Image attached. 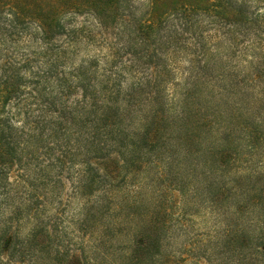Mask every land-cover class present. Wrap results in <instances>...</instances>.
<instances>
[{"label":"trees","instance_id":"16d2710c","mask_svg":"<svg viewBox=\"0 0 264 264\" xmlns=\"http://www.w3.org/2000/svg\"><path fill=\"white\" fill-rule=\"evenodd\" d=\"M134 3L0 0V188L9 199L23 188L32 195L39 187L32 181L6 184L4 180L14 174L17 164L25 171L17 177L27 183L32 165L34 181L42 178L41 162L46 158L51 166L59 165V173L68 158L79 160L83 173L90 177L91 190L100 180L109 181L111 187L119 160L127 171L136 169L140 152L156 147L168 123L164 102L157 107L151 102L152 93L161 94L160 85L173 70L160 63L166 47L170 52L185 50L188 54L186 74L198 91L207 78L222 82L223 75L215 72L219 61L246 60L249 71L240 79L239 75L232 78L233 88L245 84L242 88L248 91V102L264 107V0H147L141 14ZM78 15L93 17V25H73ZM110 28L116 30L119 40L126 32L133 40L121 48L112 42L104 61L100 55H92L79 63L70 62L80 51L81 41L107 44ZM128 72L141 75L143 81H134L126 90L123 79ZM152 83L158 84L157 90ZM222 86L228 89L226 84ZM191 91L186 89L185 120L191 114ZM145 101L151 112L141 116L140 129L133 128L132 114ZM215 107L223 110L220 104ZM258 111L255 107L250 120L240 124L244 133L237 134L235 128H223L219 133L225 147L235 148L238 161L263 154L258 150L264 146V115L258 117ZM207 116L199 124L214 126L216 117ZM198 138L192 135L190 140ZM242 147L246 152H239ZM224 154L223 160L230 156ZM114 156L112 162H104L110 163V175L102 173L100 161ZM30 186L35 188L28 189ZM36 203L30 202L27 208L36 210ZM262 227L260 244L250 235L245 241L264 254V215ZM37 235L31 243L37 241ZM149 236L138 243L137 250L143 253L150 246L152 253H159V234L152 231ZM79 261L74 259L76 264ZM241 264H257V259L243 258Z\"/></svg>","mask_w":264,"mask_h":264},{"label":"rangeland","instance_id":"374dc122","mask_svg":"<svg viewBox=\"0 0 264 264\" xmlns=\"http://www.w3.org/2000/svg\"><path fill=\"white\" fill-rule=\"evenodd\" d=\"M146 2L135 0L138 14ZM93 23V17L78 15L73 25L89 28ZM109 31L107 44L81 41L80 51L70 62L79 63L92 55L104 61L112 44L121 48L133 40L129 32L119 40L116 30ZM161 54L160 63L173 70L162 81L161 94L152 93L151 102L156 107L164 102L168 118L156 147L140 152L134 170L127 171L122 160L117 161L119 172L110 188L109 181L100 180L91 190L90 177L83 173L79 160L68 158L59 173V165L51 166L46 158L41 162L42 178L34 181L32 165L27 183L17 177L24 169L15 165L6 184L32 181L39 187L32 195L23 188L10 199L0 188V264H76L77 257L79 264H241L250 256L264 264V254L245 241L250 235L255 243L262 242L258 239L263 232L264 146L258 150L263 153L260 157L256 154L249 161H238L235 148L225 147L219 139L223 128L244 133L240 124L250 120L255 107L258 117L264 115V107L248 102V91L242 88L245 84L233 88L231 82L249 71V63L219 61L215 72L223 75L222 82L207 78L198 91L186 74L190 63L185 50L174 53L166 47ZM134 81L143 78L128 72L124 88H131ZM225 84L228 89H223ZM157 85L152 83V89L157 90ZM186 89H192L188 120ZM218 104L223 110L215 107ZM150 108L148 101L141 103L132 114L133 128L142 127L141 116L150 113ZM207 115L216 117L214 126L199 124ZM192 135L198 140H190ZM243 149L246 152V147L239 152L244 153ZM224 153L230 154L225 160L221 159ZM114 158L100 161L102 173L110 175V163L104 162ZM33 201L36 210H29ZM152 231L161 238L160 252L152 253L149 246L141 253L136 247ZM36 232L37 241L31 243Z\"/></svg>","mask_w":264,"mask_h":264}]
</instances>
